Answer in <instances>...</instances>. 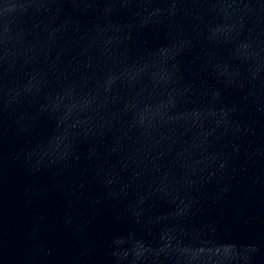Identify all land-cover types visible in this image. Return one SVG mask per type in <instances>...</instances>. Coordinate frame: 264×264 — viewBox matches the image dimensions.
I'll list each match as a JSON object with an SVG mask.
<instances>
[{
	"label": "water",
	"instance_id": "water-1",
	"mask_svg": "<svg viewBox=\"0 0 264 264\" xmlns=\"http://www.w3.org/2000/svg\"><path fill=\"white\" fill-rule=\"evenodd\" d=\"M0 264H264V0H0Z\"/></svg>",
	"mask_w": 264,
	"mask_h": 264
}]
</instances>
